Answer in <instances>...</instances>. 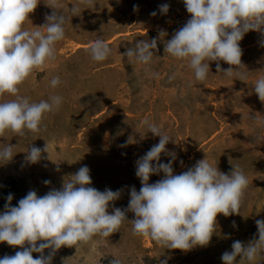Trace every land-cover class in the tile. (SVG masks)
Wrapping results in <instances>:
<instances>
[{
	"label": "rangeland",
	"instance_id": "374dc122",
	"mask_svg": "<svg viewBox=\"0 0 264 264\" xmlns=\"http://www.w3.org/2000/svg\"><path fill=\"white\" fill-rule=\"evenodd\" d=\"M46 3L51 0H40L25 22L26 29L46 23V15L53 12ZM58 3L69 22L65 38L56 44L57 59L44 71L33 72L19 86V94L30 102L58 95L62 104L44 117L39 133L20 137L6 131L0 136V150L7 144L15 145L13 159L0 161V213L9 193L13 195L12 206H18L30 190L43 196L52 188L59 189L63 177L84 165L90 169L92 187L122 190L113 206L126 209L130 188L139 191L141 187L135 162L160 139L148 132L143 124L147 119L173 136L174 142L166 148L176 154L174 174L205 158L218 164L225 174L237 166L243 170L249 188L240 214H218L209 245L182 251L165 249L133 235L131 221L135 216L127 212L128 221L118 232L108 238L96 236L76 248L62 247L52 264H110L114 257L121 264H223L221 256L232 250V243L239 240L246 245L258 232L256 220H264V102L253 91L254 82L264 76V35L250 31L240 41L245 67L239 71L247 76L246 81H240L236 72L231 78L217 73L216 63L210 62L207 79L197 82L187 61L164 52V42L190 18L183 0H93L91 8L80 5L78 16L71 14L78 0ZM165 3L169 11L162 14L159 6ZM153 11L156 16L151 15ZM161 30L166 32L162 39ZM98 38L112 49L103 62L93 61L88 52ZM152 38H157V49L148 71L122 55L138 41L150 42ZM220 64L222 69L230 67L223 61ZM57 76L60 84L52 88L50 80ZM10 99L14 97L5 94L0 102ZM129 137L132 143L120 147ZM46 143L51 160L44 158L35 164L25 160L31 145L43 148ZM42 155L47 157L48 153ZM170 159L161 154L160 162ZM163 175L150 176L149 183ZM45 180L51 183L45 185ZM20 250L0 243V258ZM48 251L45 249L44 254ZM39 255L33 253V258ZM236 264L249 262L238 257ZM251 264H264V253Z\"/></svg>",
	"mask_w": 264,
	"mask_h": 264
},
{
	"label": "clouds",
	"instance_id": "9594fccd",
	"mask_svg": "<svg viewBox=\"0 0 264 264\" xmlns=\"http://www.w3.org/2000/svg\"><path fill=\"white\" fill-rule=\"evenodd\" d=\"M39 3L40 0H0V97L5 94L14 97L0 102V136L6 131L20 137L39 133L44 117L59 110L62 104V97L58 95L30 102L19 94V86L33 72L44 71L56 61V44L65 38V25L69 22L58 0H51L46 4L53 12L46 15V23L34 26L33 30L26 29L25 22ZM183 3L190 18L164 42L165 54L187 61L197 82L207 79L210 62L216 63L217 73L231 78L236 72L240 81H246L247 76L239 71L245 67L240 41L250 31L264 35V0H183ZM80 5L91 8L93 0H78L71 7L72 16H78ZM169 7L166 3L160 5V13L167 14ZM133 10H137L136 5ZM151 15L156 16L157 12ZM165 35V31L159 32V38ZM156 49L157 38H152L150 42L138 41L122 55L144 65L148 71ZM111 51L110 45L99 38L88 49L95 62L105 61ZM221 61L230 67L222 69ZM59 84L58 76L50 80L52 88ZM253 91L264 102V76L254 82ZM143 124L160 139L135 162V175L141 187L139 191L134 186L130 188L126 209L113 206L122 190L100 191L91 186L87 165L63 177L59 189L52 188L43 196L30 190L18 201V206H12L13 195L9 193L5 210L0 213V243L21 250L0 258V264H52L62 247L76 248L90 243L96 236L108 238L118 232L128 221L127 212L135 216L131 221L133 235L148 238L160 247L189 251L208 246L216 230L218 214L225 217L240 214L249 188L248 177L238 166L225 174L218 164L206 158L187 171L174 174L176 154L166 148L169 142H174L173 136L147 119ZM132 141L129 137L120 147ZM14 147L7 144L0 150V161H11ZM26 153L25 160L31 164L50 159L48 143L43 148L31 145ZM42 153L48 156L43 157ZM161 154L171 157L168 163L160 162ZM160 173L164 174L161 179L149 183L150 176ZM50 183L44 181L45 185ZM256 225L258 232L251 241L245 245L236 240L232 250L222 254L223 264H236L238 257L241 262L251 264L264 253V220H256ZM45 249L49 250L47 255ZM33 253L40 255L33 258ZM110 264H121V261L114 257Z\"/></svg>",
	"mask_w": 264,
	"mask_h": 264
}]
</instances>
